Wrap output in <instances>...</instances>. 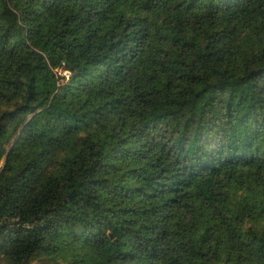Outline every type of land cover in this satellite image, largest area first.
<instances>
[{
    "label": "trees",
    "instance_id": "obj_1",
    "mask_svg": "<svg viewBox=\"0 0 264 264\" xmlns=\"http://www.w3.org/2000/svg\"><path fill=\"white\" fill-rule=\"evenodd\" d=\"M4 261L264 264V0H0Z\"/></svg>",
    "mask_w": 264,
    "mask_h": 264
},
{
    "label": "rangeland",
    "instance_id": "obj_2",
    "mask_svg": "<svg viewBox=\"0 0 264 264\" xmlns=\"http://www.w3.org/2000/svg\"><path fill=\"white\" fill-rule=\"evenodd\" d=\"M60 72L61 73H63V75L64 76H66V78H67V80H69L70 79V74H69V72H67V71H64V70H60ZM1 264H8L6 261H4L3 263H1ZM32 264H40L38 261H35V262H33Z\"/></svg>",
    "mask_w": 264,
    "mask_h": 264
}]
</instances>
